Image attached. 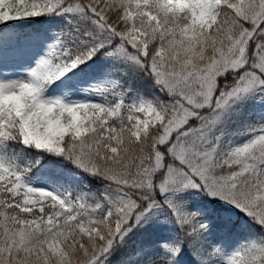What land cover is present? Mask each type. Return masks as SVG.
Masks as SVG:
<instances>
[{
	"label": "snow or ice",
	"instance_id": "obj_1",
	"mask_svg": "<svg viewBox=\"0 0 264 264\" xmlns=\"http://www.w3.org/2000/svg\"><path fill=\"white\" fill-rule=\"evenodd\" d=\"M0 264H264V0H0Z\"/></svg>",
	"mask_w": 264,
	"mask_h": 264
}]
</instances>
